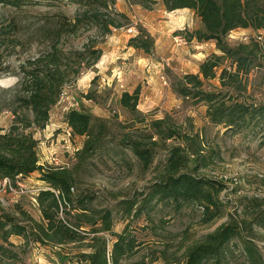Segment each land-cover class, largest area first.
I'll return each instance as SVG.
<instances>
[{"label": "rangeland", "instance_id": "rangeland-1", "mask_svg": "<svg viewBox=\"0 0 264 264\" xmlns=\"http://www.w3.org/2000/svg\"><path fill=\"white\" fill-rule=\"evenodd\" d=\"M37 1L38 5L21 10L0 6L1 134L13 125L24 131L22 118L25 115L30 119L32 117L20 109L17 95L21 69L46 47L42 29L53 26L59 14L70 20L76 15V8L64 0ZM119 1L120 8L126 10L127 25L112 28L111 34L104 36L95 25L84 21L73 34L64 35L61 39L60 47L69 58L70 80L63 86L56 105L51 108L46 127L38 131L25 129V132L33 131V138L37 141L38 164L73 168L76 152L82 148L84 138L72 137L64 118L71 109H83L104 121L107 131L103 148L76 174L73 193L76 197H86L89 208L86 216L89 218L94 217L96 212L113 211L112 232L122 235L123 248H130L119 264H185L189 248L203 242L207 235L229 220L240 227L242 235L251 240L264 261V230L255 226L250 236V232L244 229L250 220L245 214L255 212L253 209L245 212L244 206L248 202L255 206L264 204V125L243 133L214 125L203 102L183 99L173 92L172 87L184 75L198 74L197 60L205 61L213 54L221 55L212 41L203 42L201 44L206 45L198 48H195V40L189 41L190 32L201 28L199 19V23H193L189 29L179 27L171 33L169 40L172 42L170 45L175 44L172 36L184 41L185 44L177 43L180 44L177 48L189 64L176 59L165 64L163 60L171 57V47H163L162 55L156 54L155 47L151 54H144L127 46L129 38H132L127 30L137 32L141 27L148 33V28L143 25L145 18L154 25L162 21L160 32H170L172 28H178L170 25V20L176 16L165 10L162 0ZM182 11H178L181 21L185 19L181 16ZM194 17L197 16L194 14ZM121 22L125 24L123 20ZM231 33L225 38L229 46L247 44L252 40L262 43L258 66L248 74L240 73L238 85L223 88L218 80L221 70L234 73L231 61L224 59L215 71L216 78L203 82L202 90L222 92L227 102L236 99L247 106L264 105V30L237 29L234 34ZM245 37L247 40L243 39ZM211 43L214 48L210 47ZM94 49H100L102 55L97 64L87 67L92 59L89 50ZM112 50L116 57H113V63L108 64L107 53ZM195 52L202 55L190 56ZM73 64H82L78 75L73 74L76 70ZM159 76L166 79V86ZM135 89H139L137 109L144 117H132L120 106L123 91L132 93ZM160 120H163L162 130L167 128L175 132L171 139H159L151 122ZM133 141H141L151 151L152 163L147 169H143L130 151L129 145ZM191 148L197 149L203 159L195 162ZM174 149L180 150L186 158L188 167L183 170L184 173L209 180L220 188L219 202L223 215L207 221L198 206L178 208L170 202L155 200L146 205L142 213H132L129 217L115 211L119 209L118 203L123 201L136 200L137 207L141 206L153 184L167 170V161ZM39 176L38 172H34L27 178L18 177L12 183L13 191L0 189V217H12L15 224L26 227L34 236H41L35 233L34 227L35 222L41 221L36 196L47 189ZM71 208L60 209L56 220L77 222V211ZM82 219L78 233L84 239L69 244L35 242L31 235L28 239L12 235L5 241L0 232V264H85L80 256L91 252L93 237L89 233L91 226L85 223L86 218ZM98 238L107 241V257L111 256L117 238L109 234L98 235ZM244 261L240 248L233 244L227 264H246Z\"/></svg>", "mask_w": 264, "mask_h": 264}, {"label": "trees", "instance_id": "trees-1", "mask_svg": "<svg viewBox=\"0 0 264 264\" xmlns=\"http://www.w3.org/2000/svg\"><path fill=\"white\" fill-rule=\"evenodd\" d=\"M66 4L76 8V15L72 20L65 15L56 16L55 24L51 27L44 26L42 37L46 47L27 66L20 71V81L17 99L20 109L31 114V119L25 115L21 120L24 131H19L18 126H11L5 133H0V180L10 179L15 181L18 177L27 178L32 173H39V180L45 184L46 190H41L36 196V203L41 213V221L35 222L34 236L27 228L15 224L12 217H0V232L5 241L14 235L28 239L31 235L33 241H48L58 245L82 241L84 238L78 233L82 227V218L91 226L89 233L92 235L91 252L81 255L85 264H119V261L130 252V248H123L122 235L112 232V210L96 212L94 217H87L88 205L86 197L74 195L76 174L86 162L95 156L103 147L106 134V123L94 118L83 109H71L65 114L64 123L72 132V137L84 138L82 148L76 152V164L73 168L57 166H40L37 156V141L33 138V131L25 129L43 130L49 121L50 110L59 100L63 86L70 80V64L68 56L60 47L64 35L73 34L81 23L87 21L98 28L101 35L111 34V29H119L128 24L127 17L114 9L116 0H64ZM37 0H0L1 7L21 10L24 7L38 5ZM165 10L172 12L179 9H190L200 20L201 28L189 34V41L198 43L212 41L216 50L221 54L211 55L199 65V73L187 74L180 78L172 87L175 94L183 99H194L203 102L207 108V115L214 125H222L237 133L253 130L254 127L264 125V105L247 106L241 101L232 99L227 102L222 92H206L202 90L203 82L216 78V69L222 60L229 59L234 73L222 69L218 80L226 86H234L238 82L240 73L248 74L251 69L258 66L262 56V43L250 41L247 44L229 46L226 37L237 29L264 30V0H162ZM49 21V19L47 18ZM124 21L123 24L121 21ZM129 48L151 54L154 47L153 38L143 28L138 27L137 35L129 38ZM92 67L99 61L102 52L100 49L89 50ZM75 55L77 53H74ZM77 56H81L78 54ZM82 64H73V72L78 75ZM73 75V76H74ZM227 80V82H226ZM225 81V82H224ZM238 85V84H237ZM91 99L90 96H86ZM139 89L132 93L123 92L120 96V106L132 117H144L137 109ZM16 114V113H15ZM15 118L18 119V116ZM163 120L151 122L157 129L159 139H171L175 135L171 129L163 128ZM263 127V126H262ZM130 151L139 160L143 169L152 163L151 151L141 143L133 141L129 145ZM195 155L194 161L203 159L199 151L191 148ZM180 150L174 149L169 156L167 170L152 186V190L137 207L136 200L119 202V211L129 217L132 213H142L141 210L150 205L152 201L170 202L178 208L185 205H195L201 208L207 221L221 217L223 210L219 202L220 188L209 180L197 178L187 172V161ZM183 171V173H180ZM85 198V199H84ZM250 201V200H247ZM263 202V201H262ZM77 204V205H76ZM77 211V222L66 223L56 220L60 209L70 208ZM245 212L249 209L253 213L245 214L250 218L244 229L253 233V227L264 230V204L255 206L252 202L244 206ZM114 211V212H115ZM244 212V213H245ZM99 223V226H96ZM243 223H247L246 221ZM241 229L233 220L217 228L207 235L204 241L198 243L187 253L185 264H227L231 246L235 244L240 248L246 264H264L260 252L250 239L243 236ZM109 234L117 238L113 244L111 256L107 253L106 240L98 235ZM249 236V237H250ZM2 238V239H3Z\"/></svg>", "mask_w": 264, "mask_h": 264}, {"label": "crops", "instance_id": "crops-1", "mask_svg": "<svg viewBox=\"0 0 264 264\" xmlns=\"http://www.w3.org/2000/svg\"><path fill=\"white\" fill-rule=\"evenodd\" d=\"M120 5H121L120 1L116 0L114 9L115 10L117 9L119 13L124 14V12L126 10L123 7L120 8ZM182 10L183 11L181 12L182 13L181 16H182V18L183 17L185 18L182 21L179 19V15H180V13L178 12L179 10H175V11L171 12V13H173V16H176V17L173 18L172 20H170V25L171 26L173 25L174 27L178 26V28H172L170 30V32H167V31L166 32H164V31L160 32V30L162 28V25H161L162 21H159L158 23H156L157 25H154V24L149 23L148 20H145V18H144L145 22H143V25L148 28V33L154 40V47L156 50V54L162 55L161 51L163 50V47H165L166 45L168 46V47H166V49L171 47L170 52H169V55H171V57L165 58V60H163L165 64H168L169 60H172V59H176L177 61L180 60V62L183 64H189V61H186L185 56H181V54L178 52L179 49L177 47H179L180 44L175 43L173 45H170V43H172V42H169L171 33H173L176 30H179L180 29L179 27L185 26L187 29H189V28H191L193 23H195V24L199 23L198 18L194 17V12H191L190 9H182ZM124 15H126V14H124ZM141 19H142V17H141ZM168 19H169V17H168ZM168 19H165V20H168ZM194 29L196 30L198 28H194ZM114 31H116V30H114ZM232 33L234 34V31ZM173 38L175 39V37L172 36V39ZM196 44H197V46H195V48L202 47L203 45H206V44H201L198 42H196ZM210 47L214 48V45L211 43ZM183 50L184 49L182 48L181 51L183 52ZM114 52L115 51L112 50L111 52L107 53L108 54L107 57H106V55L104 56V57H106L108 64L113 63V57H116ZM212 53H216V52L212 50ZM198 55H202V53L195 52V53H192L190 56L198 57ZM197 59H200V58H197ZM197 61H199V63H198L199 65L203 62V60H197ZM199 68L200 67H198V73H199ZM159 78H160V76H159ZM121 86H123V85L121 84ZM126 91L130 92L129 90H126ZM123 92H125V90Z\"/></svg>", "mask_w": 264, "mask_h": 264}, {"label": "built area", "instance_id": "built-area-1", "mask_svg": "<svg viewBox=\"0 0 264 264\" xmlns=\"http://www.w3.org/2000/svg\"><path fill=\"white\" fill-rule=\"evenodd\" d=\"M127 33L130 35V36H132V37H134V36H136L137 35V32L135 31V30H133V29H128L127 30ZM244 40H247L246 39V37L245 38H243ZM174 41H175V43H184V41L180 38V37H178V38H175L174 39ZM185 44V43H184ZM160 80L162 81V84L164 85V86H166V84H167V82H166V79L163 77V76H160ZM69 135V134H68ZM15 182V181H14ZM12 183H13V181H11L10 179H2V180H0V189H5V188H7L9 191H13L12 189ZM18 185V184H17ZM21 186V185H20Z\"/></svg>", "mask_w": 264, "mask_h": 264}]
</instances>
